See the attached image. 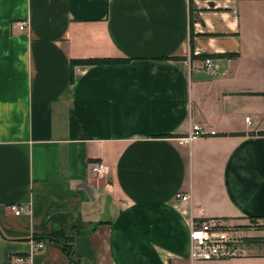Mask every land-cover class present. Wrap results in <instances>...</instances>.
Instances as JSON below:
<instances>
[{"label": "crops", "instance_id": "0c3cea01", "mask_svg": "<svg viewBox=\"0 0 264 264\" xmlns=\"http://www.w3.org/2000/svg\"><path fill=\"white\" fill-rule=\"evenodd\" d=\"M261 133L264 0H0V264H264ZM212 218L243 256L192 261Z\"/></svg>", "mask_w": 264, "mask_h": 264}, {"label": "built area", "instance_id": "2783aa9c", "mask_svg": "<svg viewBox=\"0 0 264 264\" xmlns=\"http://www.w3.org/2000/svg\"><path fill=\"white\" fill-rule=\"evenodd\" d=\"M28 28V22H14L12 29L23 32ZM203 68L211 75L217 74V68L212 58H206L203 61ZM190 136L187 140H193L197 137L206 136L201 126L193 125ZM214 134V133H211ZM94 175L104 178L108 174L107 167L102 163H96L92 167ZM178 198L188 201L190 196L178 195ZM10 209L16 215H20L24 210L22 205H11ZM245 237L240 229L236 228L221 219H202L192 223L190 231V256L192 261L213 262L228 260L244 255L246 250ZM44 249L42 242L34 246V252ZM32 254L28 257H16L17 262L22 264H31Z\"/></svg>", "mask_w": 264, "mask_h": 264}, {"label": "trees", "instance_id": "16d2710c", "mask_svg": "<svg viewBox=\"0 0 264 264\" xmlns=\"http://www.w3.org/2000/svg\"><path fill=\"white\" fill-rule=\"evenodd\" d=\"M193 12V8L191 9ZM194 58V56L192 57ZM206 58H211V57H205ZM177 59V58H176ZM181 59V58H178ZM126 60H112V59H90V60H77L73 61L72 65L75 64H81V65H101V64H120V63H126ZM264 134V133H261ZM54 239H58L60 243L64 247V252L66 255L69 257L71 260V264H81L80 262L75 260L74 257V246H72L69 242L70 240L67 238H64L63 236H53ZM248 244H259L264 246V238H252L247 240Z\"/></svg>", "mask_w": 264, "mask_h": 264}, {"label": "rangeland", "instance_id": "374dc122", "mask_svg": "<svg viewBox=\"0 0 264 264\" xmlns=\"http://www.w3.org/2000/svg\"><path fill=\"white\" fill-rule=\"evenodd\" d=\"M248 224H249L248 227L256 230H260L264 227V221L260 219L258 220L256 218H251L250 220H248Z\"/></svg>", "mask_w": 264, "mask_h": 264}]
</instances>
